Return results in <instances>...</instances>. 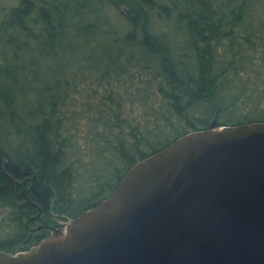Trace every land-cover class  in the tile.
<instances>
[{
  "label": "trees",
  "instance_id": "trees-1",
  "mask_svg": "<svg viewBox=\"0 0 264 264\" xmlns=\"http://www.w3.org/2000/svg\"><path fill=\"white\" fill-rule=\"evenodd\" d=\"M13 1L0 26V252L37 245L39 212L31 226L72 221L187 134L264 123V0Z\"/></svg>",
  "mask_w": 264,
  "mask_h": 264
},
{
  "label": "water",
  "instance_id": "water-1",
  "mask_svg": "<svg viewBox=\"0 0 264 264\" xmlns=\"http://www.w3.org/2000/svg\"><path fill=\"white\" fill-rule=\"evenodd\" d=\"M39 230L50 237L0 264H264V123L187 134L66 227Z\"/></svg>",
  "mask_w": 264,
  "mask_h": 264
},
{
  "label": "rangeland",
  "instance_id": "rangeland-1",
  "mask_svg": "<svg viewBox=\"0 0 264 264\" xmlns=\"http://www.w3.org/2000/svg\"><path fill=\"white\" fill-rule=\"evenodd\" d=\"M15 2L13 0H0V26H1V23L4 19V14L2 12V8L3 7H11L12 5H14ZM9 54H6V53H3V47L1 46L0 44V66L1 65H4L6 63V58H8ZM10 57V56H9ZM101 80L99 79L98 75H96L95 73H92L91 74V78L88 82V84H90L93 88H97V83L100 82ZM107 82L104 84L106 85ZM103 89V88H101ZM10 208L9 207H6V206H0V220H2V218L4 217H7L9 212H10ZM39 215V214H38ZM35 216L31 219H34L33 221H27V226L29 228V231L31 232V234H34L36 232H40V231H43V230H39L40 227H48V226H45L43 225L40 221L36 222L35 224H33L32 226L30 225L31 223H34L39 217ZM71 221H62V220H58V227H54V228H64L66 227ZM53 228V227H52ZM45 231H48V230H45ZM49 232V237L51 235V232ZM48 238V237H47ZM46 239V238H45ZM44 240V239H43ZM40 243V242H39ZM38 243V244H39ZM37 244V245H38ZM36 244H31V246L29 247V249L27 250H23V251H19L18 253L20 252H28L30 251L33 247L37 246ZM17 254V253H16ZM16 254H13V255H16Z\"/></svg>",
  "mask_w": 264,
  "mask_h": 264
}]
</instances>
